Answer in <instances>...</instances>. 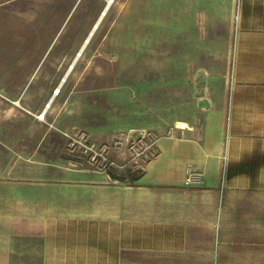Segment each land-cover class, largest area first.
<instances>
[{
    "label": "crops",
    "instance_id": "crops-1",
    "mask_svg": "<svg viewBox=\"0 0 264 264\" xmlns=\"http://www.w3.org/2000/svg\"><path fill=\"white\" fill-rule=\"evenodd\" d=\"M168 5L175 26L204 11V55L226 45L232 84L198 133L158 138L132 183L70 167L55 129L0 115V264H264V0ZM20 119L52 143L17 149Z\"/></svg>",
    "mask_w": 264,
    "mask_h": 264
},
{
    "label": "rangeland",
    "instance_id": "rangeland-1",
    "mask_svg": "<svg viewBox=\"0 0 264 264\" xmlns=\"http://www.w3.org/2000/svg\"><path fill=\"white\" fill-rule=\"evenodd\" d=\"M168 2L114 0L85 45L107 0H0V115L55 129L70 167L134 182L157 139L198 133L234 77L219 74L225 44H205L204 55V11L182 12L175 26ZM32 125L18 120L17 149L38 146L43 129L22 132Z\"/></svg>",
    "mask_w": 264,
    "mask_h": 264
},
{
    "label": "bare ground",
    "instance_id": "bare-ground-1",
    "mask_svg": "<svg viewBox=\"0 0 264 264\" xmlns=\"http://www.w3.org/2000/svg\"><path fill=\"white\" fill-rule=\"evenodd\" d=\"M113 1H114V0H107L108 5L106 6L105 10L102 12V14H101L100 18L98 19L97 23L93 26L91 32L89 33L88 38L85 40V45L88 43V41H89V39H90V36H91V35L93 34V32L96 30V28H97V26H98L100 20L102 19L103 15L105 14L106 9H107V8L113 3ZM81 54H82L81 52H79V53L77 54L76 58L74 59V62L80 57ZM74 62H73L72 65L70 66L69 71L73 68V66H74ZM69 71H68V72H69ZM67 75H68V73L65 74L64 78L62 79V81H61V83H60V85H59V88L62 87L63 83H64L65 80H66ZM59 88H58V92H59ZM54 97H56V95H54V96L49 100V102L47 103V105H46V107H45L44 113H46V112H47V109L51 106V103H52Z\"/></svg>",
    "mask_w": 264,
    "mask_h": 264
},
{
    "label": "built area",
    "instance_id": "built-area-1",
    "mask_svg": "<svg viewBox=\"0 0 264 264\" xmlns=\"http://www.w3.org/2000/svg\"><path fill=\"white\" fill-rule=\"evenodd\" d=\"M40 120L44 119V114L39 116ZM203 182V174L201 172L192 171L188 174L186 178V184L189 186L199 185Z\"/></svg>",
    "mask_w": 264,
    "mask_h": 264
}]
</instances>
